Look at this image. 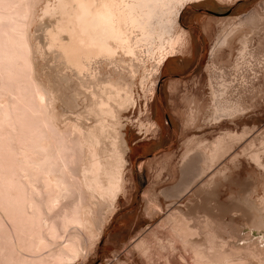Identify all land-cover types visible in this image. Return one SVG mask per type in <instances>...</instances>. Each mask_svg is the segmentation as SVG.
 Wrapping results in <instances>:
<instances>
[{"label":"rangeland","instance_id":"rangeland-1","mask_svg":"<svg viewBox=\"0 0 264 264\" xmlns=\"http://www.w3.org/2000/svg\"><path fill=\"white\" fill-rule=\"evenodd\" d=\"M22 1L0 0V54L5 55L9 51L11 53L25 48L21 42L24 40L22 35V40L16 38L18 41H15L12 35L13 32L14 36L17 35L20 30L27 31H25L27 34L23 31V35H28L27 44L25 42L24 44L29 50L24 49L29 55L26 53L17 55L18 52H12L16 54L17 57L14 55L16 58L10 57L9 54L0 56V60L2 59L0 61V182L9 176H14V172H18L21 164L19 159L21 147L28 144L33 137L36 122L34 118L36 120L37 117V113L33 111L36 112L34 105L38 106L35 103L37 102L36 87L37 89L39 87L36 77H39L40 81L43 80L41 82L46 84L47 88L51 87L52 90H49L62 95L63 100H60L62 98L59 96L60 99L55 100L54 107L69 117L77 119L78 116L80 122L86 125L95 123V115L91 109L94 99L91 91H96L97 82L104 84L108 81L114 82L122 88L128 87L132 94V100L120 104L118 112L120 131L126 144L127 160L123 169L122 189L108 217L102 213L105 212L101 211L103 208L100 207L98 210L93 207L92 213L96 215L98 223H102L99 236L86 256L79 257L69 264H146L149 256L151 259L148 264L191 263L192 251L182 247L179 240L178 244L172 234L176 216L190 227H194L197 221H202L204 216H208L212 221L210 222L208 218L206 228L202 223L201 226L199 225L198 239L203 240L206 232L209 231L208 233L216 234L218 240L226 242L225 247L228 248H225L226 253H230L228 257L236 263L264 264V260H260L261 254L254 252L252 247L260 236L257 234L259 229L252 227V223L259 217L264 222V166L257 165L248 155L257 151L264 163V67L261 69L256 65L257 57H264V0H161L157 1V4L161 2L160 6L156 5V0L155 2L149 0L148 7L155 5L151 11L156 9L155 13L152 11L151 14H154L149 20V27L156 28L153 30L155 34L149 41L136 43L138 49L136 48L135 56L119 50L113 59H101L96 70L91 68L87 71L88 74L98 72L97 82L91 80L92 74L87 76L75 73L63 62L55 48L48 47V32L55 26L61 14L51 10L49 12L45 7L56 3L57 0H26L28 3ZM227 8L230 10L225 14L215 13ZM176 9L180 11L174 17ZM58 20L60 21V18ZM228 22L237 27L228 45L226 42L221 46L223 36L230 29L227 26ZM15 25H18V28ZM126 28H129L127 33H130V38L138 40L141 37L138 27ZM20 33L22 34V31ZM174 36H180L174 46L176 50L174 53L181 51L187 45L191 48V54L190 56L168 55V59L179 60L187 57L190 64L186 69L185 66H176L172 69V74H177L180 80L168 79L165 90V79L160 78L166 72L165 68L160 69L159 73L158 66L153 74L147 75V73L160 58V51L168 45V40ZM239 39L245 40L244 65L248 64L247 67H237V71L233 73L226 68L232 65L243 47ZM13 44L17 45L15 47L18 50H14ZM32 44L35 45L34 48L31 47ZM5 51L8 53H4ZM24 54L27 55L28 60L25 59ZM119 55L124 58L118 59ZM26 61L31 62L30 66H33L36 72L28 66L29 62L26 65ZM250 63L252 65L249 67ZM221 76L226 82L229 79L234 80L232 83L229 81L231 92L235 93V97L240 100L239 103L247 109L231 119L212 121L209 117L212 110L211 89L212 86L213 88L219 86V81L223 79ZM78 77L81 79L79 80ZM245 127H247L246 132H251L244 133L246 136L243 135V139L240 138L237 142L240 147L244 145L245 151L233 143L231 149L230 147L228 149L230 151L225 150L227 153L224 151V155L221 154L222 159L221 155L218 156L220 163L215 161L216 167L211 166L206 171L207 174L205 172L204 175L197 176L201 181L196 178L194 181L198 180L197 182H191L192 178H195L194 171L200 167L199 162L195 163L198 160V153L201 150H208L196 146L197 142L201 140L200 142L205 143L206 140L208 143L222 132L228 130L241 132ZM189 140L191 143L194 142L193 146L191 143L188 144ZM236 149L240 156L235 152ZM188 152V158L194 157V159L189 158L190 163L182 164V155L184 153L187 156ZM235 153L236 156L231 158ZM221 160L225 163L221 164ZM217 166L220 169L225 168L224 173H216L211 179L208 178L212 167L216 170ZM1 185L0 183L2 190L0 191V222L9 224L3 211L4 192ZM177 208L180 210L176 211ZM165 237L170 240V245ZM87 240L84 241L88 246ZM2 252L4 251H0V264H5L10 258L5 256L8 255L7 250L3 254ZM179 256H182V260L178 258ZM238 258L242 262L238 261Z\"/></svg>","mask_w":264,"mask_h":264},{"label":"bare ground","instance_id":"bare-ground-1","mask_svg":"<svg viewBox=\"0 0 264 264\" xmlns=\"http://www.w3.org/2000/svg\"><path fill=\"white\" fill-rule=\"evenodd\" d=\"M157 1L161 0H156V2L153 0L152 2H155L157 6H160L161 2H158L159 4H157ZM148 2L149 0H57L56 3L52 5H47L46 3V10L49 9V12L51 10L53 12L55 11L54 13L58 12V14H61V17L58 16L57 18V21H59V18L60 21H56L55 26H53L48 32V47L55 48L58 51L59 56L64 60L63 62L66 63V65L75 73H82L87 76L92 74L93 76L90 77H93V79L91 80L97 82L98 79L96 75L98 72H91V74H88L87 71L91 70V68H95L96 70V66H99L98 64L101 59H113L114 55H117L119 50H122L125 54L134 55L138 49L136 43L139 41H149L153 34H155L153 30L156 28L152 29L149 27V20L151 15L155 13L156 9L155 11L152 10L154 13L151 14V8L155 7V5H152L150 8L147 5ZM183 5L184 1L182 2V6ZM180 9L175 10L174 17L178 15ZM13 17L15 18V16ZM18 25H15V27L18 28ZM227 26H229L230 29L227 34L223 36L221 46L226 44V42V45H228V42L232 40V34L237 27V25L235 26L229 22ZM126 27H138L141 37L138 40L130 38V33H127L129 28L127 29ZM14 28L13 30H15ZM20 31H22V34ZM20 31L17 32V35L20 33V36L18 35V37L17 35L14 36V32L12 33L13 37H15L14 40L16 41V38H21L22 35L24 40L21 38V42H23V45H25L24 47L27 48L26 51H29L28 47H26L28 39V35L25 36V34H27L25 33L26 30ZM23 31L25 33L24 35ZM179 37L180 36H174L168 40V45L160 51L161 53L159 52L160 58L157 57L159 58L158 61L149 70L147 75L153 74V71L156 72L160 63L166 59L168 55L174 54V51H176L174 50V46ZM239 40L243 43V47L238 52L232 65L229 68H226L233 73L237 71V67H247L248 64L246 63L244 65L246 55L245 40ZM24 42L26 44H24ZM14 44L12 47L14 46V50H18L17 47H15L17 45ZM34 46L35 45L32 44L31 47L34 48ZM25 48H22L23 50L21 49L23 52L19 50L21 51L20 54H18L19 51H11V53L18 52L17 55H22L23 53H26L24 50ZM4 53L8 52L5 51ZM11 53L9 51V56L14 58L16 54L12 53V56ZM8 54L4 55L2 53L3 56H8ZM26 54L29 55V53ZM2 55L0 54V56ZM24 57L28 60L27 55L24 54ZM251 57H253L252 54ZM122 58H124V56ZM122 58L120 56L118 59ZM257 58L256 65L262 69L264 67V57ZM239 59H241V61H239ZM28 62L30 63L28 66H30V61H26V65ZM132 63L133 62H131V66H133ZM13 65H15V63ZM251 65L252 64L250 63L249 67ZM31 67L33 68V66H30V68ZM32 70L35 71L34 68ZM221 71L223 70L221 69ZM221 71L220 73H222ZM224 74L226 73L224 72ZM223 76L221 77L224 79ZM231 76H233V74ZM33 79H35L34 76ZM78 79L80 80L81 78L78 77ZM223 79L219 81V86H215L216 88H213L212 86L211 89L212 110L209 117L212 121H219L223 118L231 119L232 117L238 116V114L241 115V113L247 109L239 103L240 100L238 101V98L235 97V93L231 92L230 85L234 81V78H231L233 81H230L229 79L231 83H229L228 80V82H226V79L223 81ZM36 80L39 86L38 89L40 88L39 90L41 91L39 92L36 87L37 98L35 97L36 95H34V97L37 102L35 100L34 102H36L35 104L38 106L35 107L34 105L36 112H34L35 110L33 109V113H37L36 120L34 118V122H36L33 129V137L28 144L26 143V145L21 147V157L19 158L21 164L19 170H17L18 172H14V176H9L3 182H0L4 192V194L1 192V194L4 195L3 211L9 221V224H7L8 222H6V224L3 223L4 221L2 223L0 222V236L2 237L0 238L2 242L0 243V245L2 244L0 251H8V253H6L9 256L6 254L5 256L10 259L8 258L9 260H7L5 257L7 260V262L5 261V264H69L79 257L86 256L99 236L102 223H98L97 217L92 213V210H94V208L99 210L101 207L103 208L101 211H105L102 213H105L106 217H108L107 215L114 209L113 207H115L114 203L116 197L122 189L123 169L125 168L124 166L127 163V160L125 158L126 144L124 143L120 131L121 123L119 122L118 112L120 104H125L132 100V94H130L131 90L129 91L128 87H123V89L119 85L114 84V82L112 83L108 81L105 84L97 82L95 84L97 86L96 91L90 90L94 98L91 109L94 112L93 115H95V123L93 121L94 124L86 125L80 122L78 116L77 120L75 117H69L65 115L64 112L54 107L55 100H59L62 95L51 91V87L47 88L46 84H42L43 80H41L42 82L39 80V77H36ZM33 87L35 88V86ZM240 89L241 88H239V90ZM239 94V96H241L242 92ZM60 100H63V98ZM245 128H242L241 132L229 130L222 132V134L211 139L208 143H206V140L205 143L200 142L201 140L198 141L196 146L199 145L204 149L208 148V150L198 151L199 153L197 152L198 160L194 161L195 163L199 162L200 167L195 170L196 172L194 171L195 175H193V177L195 176V178H192L193 181L191 182H197L198 180L194 181L196 178L200 180V178H198L199 175H204L211 166H214L215 161L220 160V157L222 159L225 150L230 151L228 149L230 146L232 147L233 143L236 146L238 140H240V138L243 139V135L246 136L247 133L249 134V132H251H246L247 127ZM195 136H193V138ZM191 140H189L188 144L191 143ZM192 143L194 144V142ZM192 143L191 145L193 146ZM188 147L189 146H187V148ZM240 148L245 151L244 145ZM194 149L196 148L194 147ZM227 151L225 152L227 153ZM235 152H237V149ZM237 153L232 154V156L231 154L227 155L232 158L234 155L236 156ZM188 154L189 152L186 156L183 153L181 158L183 161L182 164L191 162H188L190 158H188ZM248 155L257 165L264 166L263 161L260 159L259 152L255 151ZM192 158L194 159V157ZM192 158L190 159L192 160ZM231 162L233 161L231 160ZM224 163L225 162H222L221 164ZM214 167H212V172H209L208 174V178L210 179L216 173H224L225 168L220 169L217 166L218 169L215 170ZM182 169L184 168L182 167ZM205 174H207V172ZM172 203L173 202H171V204ZM178 209L179 208H177L176 211ZM177 218L178 217L176 216L174 224L171 223L174 227V229L172 228L174 230L172 234L177 241H180L182 247H187L188 250L192 251V262L186 264H238L228 257V254L230 255V253H226V242L221 239L218 240L216 234L208 233L209 231H207L203 240L198 239L199 233L197 228L202 224L205 228L207 227L208 216H204L202 221H197L194 227L188 226V224ZM256 220L252 223V227H255L256 230L259 229L257 234H260V236L258 237L259 239H256L255 245L252 243V247L254 252L261 254L260 260H264V244H261L262 242L264 243V222L260 217ZM209 224L211 225L212 223ZM208 230L210 229L208 228ZM84 235L86 238H84ZM85 239H88L87 241H89L88 246L84 241ZM167 239L168 238H166V241ZM168 241V245H170V240L168 239ZM169 248L173 247L169 246ZM4 252H2V254ZM143 255L144 254L142 253V256ZM177 256L178 255H175V257ZM145 257H147V254ZM149 257L148 259L150 261L151 257ZM178 258L182 260V256H179ZM149 261L146 262V264H148ZM238 261L242 262L239 258Z\"/></svg>","mask_w":264,"mask_h":264},{"label":"crops","instance_id":"crops-1","mask_svg":"<svg viewBox=\"0 0 264 264\" xmlns=\"http://www.w3.org/2000/svg\"><path fill=\"white\" fill-rule=\"evenodd\" d=\"M175 54H181L183 56H190L191 54V48L188 47L187 45H185L183 47V49H181V51H177L176 53L172 54V55H169V56H174ZM168 58L167 59H164L160 65H159V73H160V69L162 68H165L166 72L164 74H162L161 76H164L166 77L167 79H178V76H176L177 74H172V69L174 68V66H179V67H184L185 66V69L189 66L190 62L187 60V57H182L181 59L179 60H172L169 65L167 67H165V64L167 62ZM181 77H184V76H181ZM180 77V78H181Z\"/></svg>","mask_w":264,"mask_h":264},{"label":"flooded vegetation","instance_id":"flooded-vegetation-1","mask_svg":"<svg viewBox=\"0 0 264 264\" xmlns=\"http://www.w3.org/2000/svg\"><path fill=\"white\" fill-rule=\"evenodd\" d=\"M168 58V57H167ZM166 58V59H167ZM173 59H171V58H169L168 60H167V62H166V64H165V67H167L168 65H169V63L172 61ZM174 67H176V66H174ZM160 78L161 79H165V83H164V88H165V90H167V81H168V79L166 78V77H164V76H160Z\"/></svg>","mask_w":264,"mask_h":264},{"label":"water","instance_id":"water-1","mask_svg":"<svg viewBox=\"0 0 264 264\" xmlns=\"http://www.w3.org/2000/svg\"><path fill=\"white\" fill-rule=\"evenodd\" d=\"M229 8H227V9H225L224 11H221V12H215V13H218V14H225V13H227V12H229Z\"/></svg>","mask_w":264,"mask_h":264}]
</instances>
